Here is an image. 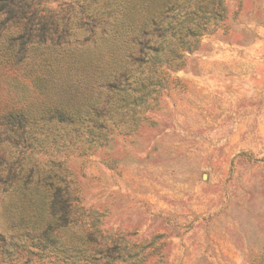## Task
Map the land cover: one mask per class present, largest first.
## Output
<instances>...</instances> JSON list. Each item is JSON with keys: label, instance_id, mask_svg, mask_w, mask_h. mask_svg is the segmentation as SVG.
Here are the masks:
<instances>
[{"label": "rangeland", "instance_id": "rangeland-1", "mask_svg": "<svg viewBox=\"0 0 264 264\" xmlns=\"http://www.w3.org/2000/svg\"><path fill=\"white\" fill-rule=\"evenodd\" d=\"M168 1L38 0L62 44L23 51L0 18V264H264V0ZM154 19L181 63L135 105Z\"/></svg>", "mask_w": 264, "mask_h": 264}, {"label": "trees", "instance_id": "trees-1", "mask_svg": "<svg viewBox=\"0 0 264 264\" xmlns=\"http://www.w3.org/2000/svg\"><path fill=\"white\" fill-rule=\"evenodd\" d=\"M37 1L38 0H0V18L5 17L4 22H10L14 27L19 28L18 36L13 40H21V43H19V45L17 46L20 47L22 51L24 50L25 45L31 42L32 39L36 40V42L41 45H45L48 40L51 44H62L61 39L59 37H56L57 32L51 27L41 22L30 23L31 20L39 16L38 11H36L35 8V4H37ZM178 2L179 0H169L168 2H166L167 10L165 11V13L167 14L173 12ZM168 26L169 25H166L164 19L152 20L149 28H147V26L143 29L141 34L142 36L137 41L136 53L131 57L129 67L125 72L121 73V86L124 84L129 85L130 82L135 85V87L131 90L132 93L126 94L129 97H133L132 104L136 105L140 103V99L142 98L139 97V94L141 93L142 89H146L149 87L146 84L142 85L141 89L137 87L138 83L143 80V76L145 75V66L148 63L151 67H156L157 64L162 63L170 67H177L181 63L177 62L176 59H170V57L168 56L164 58L166 60L162 59V52L160 50V47H155V49H153V45L151 44V38L156 34L164 36L167 31H173L175 29V27L170 28ZM187 31L190 32L192 36H197L198 32L196 30L188 28ZM182 47L189 51L194 49V46L187 44H183ZM152 52L156 53L157 56H152ZM147 82L150 83L149 79L147 80ZM144 94L146 96L148 93L146 92ZM57 205V197L54 196L52 207H55Z\"/></svg>", "mask_w": 264, "mask_h": 264}]
</instances>
